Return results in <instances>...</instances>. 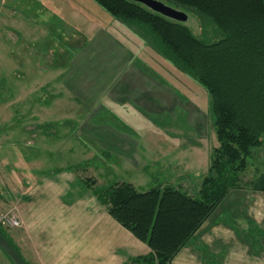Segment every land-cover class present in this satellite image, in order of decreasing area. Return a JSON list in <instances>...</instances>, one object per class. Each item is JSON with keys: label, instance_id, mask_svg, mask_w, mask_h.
I'll return each mask as SVG.
<instances>
[{"label": "crops", "instance_id": "1", "mask_svg": "<svg viewBox=\"0 0 264 264\" xmlns=\"http://www.w3.org/2000/svg\"><path fill=\"white\" fill-rule=\"evenodd\" d=\"M40 3L67 12L71 20L79 11L84 19V34L89 42L80 63L84 66L76 77L69 78L66 88L58 89L71 93L76 114L82 112L80 106L90 110L96 101L105 99L110 106L129 104L152 115L157 123L165 119L188 122L183 105L189 101L172 86L179 85L162 81L138 52L120 43L110 29L87 13L91 6L78 9L72 6V0ZM92 60L94 64L89 62ZM86 112L79 131L70 135L72 165H57L48 175L43 168L27 167L29 175L25 173L22 182L13 184L9 193L20 200L12 210L21 224L24 245L36 264H128L150 256L148 247L116 223L87 188L84 194H74L76 166L93 159L110 162L111 166L100 167L115 177L112 183L111 176L105 179L95 173L97 170L85 169L92 179L88 185L94 187L124 183L142 193L171 187L191 198L197 197L205 176L196 156L202 144L198 148L175 147L172 142L161 144L160 140L179 139L170 128L127 134L104 124L90 125L94 115L86 116ZM35 155L31 162L39 160V156L44 159L43 151ZM249 184L241 183L239 189L230 191L169 264H264V193L251 190Z\"/></svg>", "mask_w": 264, "mask_h": 264}, {"label": "rangeland", "instance_id": "2", "mask_svg": "<svg viewBox=\"0 0 264 264\" xmlns=\"http://www.w3.org/2000/svg\"><path fill=\"white\" fill-rule=\"evenodd\" d=\"M40 1L0 0V216L12 218L19 223V227L0 225V230L26 264L36 263L33 254L24 245L25 238L19 231L21 224L12 210V205L20 201L9 194L13 190L12 185L22 182L23 175L28 174L27 167L43 168L48 175L57 165H72L74 158L69 151H72L70 135L76 130L79 131L78 127L85 117L84 110L87 111L86 116L94 115L91 120L94 123L90 125L104 124L127 134H144L161 130L162 127V130L168 131L170 128L172 133L179 135V139L160 140L161 144L172 142L175 147L180 145L190 148H198L202 144L203 148H200L196 156L199 169L205 172L204 177L208 174L212 151L214 147H218L210 110L211 99L205 89L162 59L155 48L158 43L146 28L115 21L92 0H72V6H77L78 9L80 6H91L87 13L110 29L112 36L120 43L138 52L142 61L162 81L178 84V88L172 86L189 101L183 105L188 112H185L188 114V122H167L165 119L157 123L158 120L151 117L152 115H147L129 104L110 106L105 99L96 101L90 110L86 106H80L82 112L76 114L71 93L58 89L66 88L71 80L69 78L76 77L84 66L80 63L84 61L82 56L89 46L84 34V19L77 11L75 19L71 20L67 12L52 10L50 6H40ZM159 1L186 14V26L195 36L202 37L200 22L191 11L171 6L165 0ZM74 54L75 57L71 58ZM89 62L94 64L93 60ZM57 134L59 139L56 138ZM39 151H43L44 159L41 160L42 156H39V160L31 162ZM77 159L74 163L78 162ZM107 162L104 159H93L89 164L76 166V196L88 191L95 197L96 193L107 188L88 185L92 179L88 178L85 170H97L95 173L104 175L107 179L111 174L101 171V167L111 166ZM262 173L264 144L248 160V167L239 178L242 184L247 185ZM31 178L32 176L27 177L28 180ZM114 180L115 177L111 176L110 183ZM111 185L113 184L109 186ZM0 259V264H10L1 251ZM133 262L131 260L128 264L141 263Z\"/></svg>", "mask_w": 264, "mask_h": 264}, {"label": "trees", "instance_id": "3", "mask_svg": "<svg viewBox=\"0 0 264 264\" xmlns=\"http://www.w3.org/2000/svg\"><path fill=\"white\" fill-rule=\"evenodd\" d=\"M92 1L115 21L146 28L162 59L211 99L218 147L196 198L171 187L142 193L124 183L95 194L107 214L148 247L142 264H169L224 197L240 188L248 160L264 144V0H165L192 12L201 38L129 0ZM249 187L264 193V173Z\"/></svg>", "mask_w": 264, "mask_h": 264}, {"label": "water", "instance_id": "4", "mask_svg": "<svg viewBox=\"0 0 264 264\" xmlns=\"http://www.w3.org/2000/svg\"><path fill=\"white\" fill-rule=\"evenodd\" d=\"M135 4L141 5L149 11L156 13L169 20L186 24L188 18L183 12L170 8L156 0H129ZM0 251L8 259L10 264H24L19 254L14 250L12 245L0 235Z\"/></svg>", "mask_w": 264, "mask_h": 264}, {"label": "built area", "instance_id": "5", "mask_svg": "<svg viewBox=\"0 0 264 264\" xmlns=\"http://www.w3.org/2000/svg\"><path fill=\"white\" fill-rule=\"evenodd\" d=\"M0 225L5 227H19V223L8 217L0 216Z\"/></svg>", "mask_w": 264, "mask_h": 264}, {"label": "flooded vegetation", "instance_id": "6", "mask_svg": "<svg viewBox=\"0 0 264 264\" xmlns=\"http://www.w3.org/2000/svg\"><path fill=\"white\" fill-rule=\"evenodd\" d=\"M3 254V253H2ZM0 260H2V259H0Z\"/></svg>", "mask_w": 264, "mask_h": 264}]
</instances>
